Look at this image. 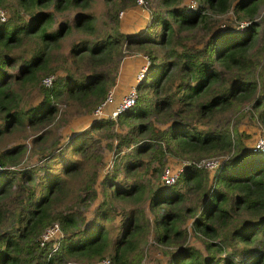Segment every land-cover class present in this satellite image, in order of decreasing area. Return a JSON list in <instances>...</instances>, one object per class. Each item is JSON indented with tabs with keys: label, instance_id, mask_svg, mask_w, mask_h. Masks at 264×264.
<instances>
[{
	"label": "trees",
	"instance_id": "trees-1",
	"mask_svg": "<svg viewBox=\"0 0 264 264\" xmlns=\"http://www.w3.org/2000/svg\"><path fill=\"white\" fill-rule=\"evenodd\" d=\"M194 1L159 0L165 14L154 11L149 29L155 22L159 32L149 36L148 28L121 31L116 9L110 29L99 31L92 0H0L10 8L0 20V140L14 128L49 124L60 100L92 113L115 77L96 66L123 46L150 62L135 104L115 119L94 118L62 148L44 149L18 170L25 144L0 147V264H45L37 236L55 221L64 232L55 254L61 262L141 264L142 243L151 237L170 248L166 264H264V151L252 150L238 126L245 117L264 124V77L257 73L264 27L256 20L264 0ZM66 10L73 19L56 23ZM228 12L236 25L211 26ZM72 30L86 35L59 59ZM77 62L88 68L73 73ZM59 70L65 74L56 77ZM50 74L52 84H43ZM29 87L41 99L26 107L22 90ZM101 127L111 130L115 160L99 179L103 154L91 132ZM220 155L228 158L214 173L186 164L174 184L161 180L171 158ZM190 236L202 247L189 244Z\"/></svg>",
	"mask_w": 264,
	"mask_h": 264
},
{
	"label": "rangeland",
	"instance_id": "rangeland-1",
	"mask_svg": "<svg viewBox=\"0 0 264 264\" xmlns=\"http://www.w3.org/2000/svg\"><path fill=\"white\" fill-rule=\"evenodd\" d=\"M14 1V0H11ZM184 4L187 3H195L194 0H183ZM139 5L136 0H92L91 5L88 7L90 11L95 14V23L97 25V29L99 31H103L105 29H110V26L113 24L111 20L110 12L118 13V24L121 31L124 33H134L138 31H142L144 29H149L150 24L153 20V13L157 9H161L162 13L164 12V7L159 5V0H144L143 5L138 6L137 8H131V6ZM6 11V16L10 14V8L8 6L4 7ZM120 10H122V14H120ZM73 10H66L61 13H57L55 17V22H60L63 19L72 20L73 17ZM109 11V12H108ZM256 20L259 21L261 24L259 27H264V2L261 4L258 14L256 15ZM237 20L232 15L231 12L226 13L225 15H218L216 17H212L210 19V24L213 28H220L223 24L234 26L236 25ZM158 25L154 22L152 27L149 31H145L148 33L147 35L153 36L154 34H158ZM86 34L80 32L78 30H72L67 33L61 42V47L58 51V56L61 59V56L67 49L73 44L75 41H78L80 37L85 36ZM88 36V35H87ZM148 58L143 52H135L134 49H127L123 46V50L120 53H113L111 57L106 60H102L100 64L96 67L98 69H105L107 72L110 73L111 76L115 75L114 77V84L112 88L115 89V83L118 82V77L120 78L119 83L125 84V80L127 77H130L131 70L136 74L139 70L140 66L142 65L143 59ZM157 61L160 60V57L156 59ZM258 62V75L260 77H264V55L261 56ZM150 65V62H149ZM148 65V67H149ZM88 68V64L86 62H77L70 66V69L74 72H82ZM148 73V71H147ZM64 70H59L55 73L56 77L64 75ZM121 75V76H120ZM257 75V74H256ZM135 80V78H134ZM22 98L23 102L22 105L29 107L36 105L41 96L38 92V89L35 87H29L22 90ZM113 104V103H112ZM115 107V104H113ZM113 105H110L107 109H111ZM58 111L54 118L51 120L49 124L44 125L43 127L37 129H31L30 127H25L24 129H17L14 128L6 137H3L0 140V147H12L18 143L25 144V151L22 153L17 161L14 164V168L18 170L20 167L25 166L28 163L34 162L38 159L39 154L42 150H46V153L50 154L51 152H56V149L62 148L65 145V141L69 139L74 133L80 130H84L85 128L89 127L90 123L94 118L103 117L104 119H115L116 116H110L108 113L107 115H102L98 117H94L92 113L87 114L77 112L75 107L70 104H65L63 100H60L58 103ZM114 109V108H113ZM110 111V110H109ZM239 128L245 129L243 131L242 137L246 140L247 144L251 145L254 142V139L258 132L264 127V124L259 122L257 119L251 117H245L238 123ZM118 128V126H117ZM111 132L110 129H105L101 127L99 129L93 130V136L96 140L99 141L98 149L103 154V163L100 164L101 167L99 169V179L106 175V169L104 168L107 164H110V168L112 167L115 157L113 155V151L109 149L108 143L110 142L111 136H107ZM44 133L43 139H37L34 141V136ZM95 147V148H96ZM93 148V149H95ZM254 153V152H253ZM229 155V154H228ZM212 157V156H210ZM222 159L221 164L223 163L224 159L228 158L227 155H220ZM199 160V159H198ZM197 161V160H194ZM183 161L173 160V158L169 159L165 164H171L172 166L176 167L180 165ZM189 165V164H188ZM104 169V170H103ZM211 173L215 172V169L208 170ZM78 180L77 177L73 178V182L76 183ZM99 190H101L100 183L98 184ZM183 187V188H182ZM181 188L184 190V186ZM192 194V193H189ZM193 198L194 199V194ZM207 195L205 193L202 196L204 200ZM192 197L191 195L189 196ZM187 203V201H185ZM190 202V200H188ZM93 205V204H92ZM117 206V214L120 210V204ZM87 214L90 213L87 211ZM115 215V219L118 220L119 216ZM110 222V219H109ZM189 223V220L188 222ZM119 224V223H118ZM196 238L190 236L188 238L189 244H194L196 247L201 248V242ZM170 249L164 245H161L150 237L145 239L142 243L141 251H142V260L141 264L144 262H152V264H166L167 260V253L166 250ZM70 261H74L78 264H84L81 261L75 259H69ZM65 264H67V260H64Z\"/></svg>",
	"mask_w": 264,
	"mask_h": 264
},
{
	"label": "built area",
	"instance_id": "built-area-1",
	"mask_svg": "<svg viewBox=\"0 0 264 264\" xmlns=\"http://www.w3.org/2000/svg\"><path fill=\"white\" fill-rule=\"evenodd\" d=\"M136 2L139 5L133 6V8H137L138 6L143 5L144 0H136ZM191 5H196L195 3H190ZM120 14H122V10L119 11ZM6 11L0 7V20L4 21L6 19ZM247 21L240 22L239 26L243 27L247 25ZM148 65L149 60L146 58V62L140 67L138 72L135 75L134 82L130 85V87L127 89V91L123 94L121 100L115 104V95L113 89H109L106 93L105 97L100 101V103L93 109L92 115L94 117L98 116H104L107 115V113L112 117L116 116L118 113H121L129 108H131L138 97V90H137V84L142 81L145 76L147 75L148 71ZM54 79V75H46L43 77V84L45 85H51L52 81ZM115 104L114 109L108 110L107 108L111 104ZM251 148L254 151H264V127L258 132L256 135L254 142L251 144ZM222 159L220 156H212V157H204L200 158L197 161H183L180 165H177L176 167L172 166L171 164H166L163 168V171L161 173V180L166 185L174 184L180 177L182 170L186 164H193L196 167L199 168H207V169H216ZM110 164H108L107 167H109ZM4 167L0 165V170H3ZM64 236V232L61 229V226L59 222L55 221L51 223L49 226H47L38 236H37V242L38 244L45 248L48 252V254L45 256L46 263L45 264H65V261L61 262L58 261L55 258V254L57 250L59 249V245L61 243V240ZM110 262V259L108 257H104L97 261L96 263L101 264H108ZM67 264H72V262L67 261ZM143 264H152V262H144Z\"/></svg>",
	"mask_w": 264,
	"mask_h": 264
},
{
	"label": "crops",
	"instance_id": "crops-1",
	"mask_svg": "<svg viewBox=\"0 0 264 264\" xmlns=\"http://www.w3.org/2000/svg\"><path fill=\"white\" fill-rule=\"evenodd\" d=\"M145 62H146L145 59H143L142 65H143ZM142 65H141V66H142ZM141 66H140V67H141ZM139 69H140V68H139ZM137 72H138V71H137ZM137 72H136V73H137ZM135 75H136V74H134V72L131 70V72H130V77H127V79L125 80V84H121V83H119L120 78L118 77V82L116 81V83H115V89L112 88L113 91H114V95H115V104H117V103L121 100L123 94L127 91V89L130 87V85L134 82ZM120 76H121V75H120ZM111 105H113V104H111ZM113 108H114V105H113V107H112L111 109H109V110H112ZM105 169H106V172H107V171H108V167H105ZM103 170H104V169H103Z\"/></svg>",
	"mask_w": 264,
	"mask_h": 264
}]
</instances>
